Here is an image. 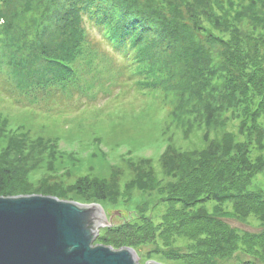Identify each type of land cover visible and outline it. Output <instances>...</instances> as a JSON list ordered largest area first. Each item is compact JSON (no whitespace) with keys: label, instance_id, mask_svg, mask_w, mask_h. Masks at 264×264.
<instances>
[{"label":"trees","instance_id":"1","mask_svg":"<svg viewBox=\"0 0 264 264\" xmlns=\"http://www.w3.org/2000/svg\"><path fill=\"white\" fill-rule=\"evenodd\" d=\"M223 1L0 0L1 91L14 104L25 105L94 99L88 95L94 83L86 76L93 77L95 60L106 54L93 42L89 24L102 45L123 59L119 86L170 92L176 98L175 112L193 100L201 106L205 127L223 109L256 122L264 114V0H243L233 14L221 17ZM6 124L0 120V133ZM17 129L10 131L8 144L54 147L53 141L32 140ZM240 136L225 131L198 154L173 152L170 162H162V177L148 168L127 185L125 194L131 200L136 193L161 197L162 212L150 217L145 207L135 206L137 220L112 221L99 241L138 252L147 243L155 241L156 251V245L170 246L181 237L189 242L185 250L167 252L179 264H222L230 259L233 264H264V190H249L264 158L252 159L255 139ZM260 138L261 130L256 143ZM24 181L19 166L0 161V196L29 194ZM93 184L82 201L104 200L99 191L111 190L101 182ZM208 203L213 204L210 211ZM249 216L258 220L260 231L240 232L228 223Z\"/></svg>","mask_w":264,"mask_h":264},{"label":"rangeland","instance_id":"2","mask_svg":"<svg viewBox=\"0 0 264 264\" xmlns=\"http://www.w3.org/2000/svg\"><path fill=\"white\" fill-rule=\"evenodd\" d=\"M243 2L234 0L231 5V2L224 0L221 3V17L233 14L232 10L238 9L237 6ZM88 28L93 42L100 43L106 54V59L95 60L93 77L86 76L88 81L94 83L88 95H95V100L90 99L83 104L77 101L59 103L54 99L34 105H25V101L14 104V100L2 93L0 76V120L7 123L5 130L0 133V161L10 163L12 167L17 165L24 171V182L30 190L29 194L24 195L51 196L79 204H98L108 223L99 229L98 235H102L104 228L112 227V221L137 220L136 212L133 211L135 206L145 207L147 212L144 214L148 213L150 217L156 215L157 218L158 213L162 212V206L165 207L160 202L163 199L130 191L131 195L136 193L131 200L125 194L126 187L132 185L133 180L139 176L145 175L149 169L162 177V162H170L173 152L174 155L198 154L211 140H219L223 132L229 131L235 135L240 132L244 137L249 134L252 140L255 139L250 148L251 158L255 159L258 155L264 158V139L260 138L259 143H256L260 130L264 136V114L256 122L249 123L245 118H237V111L230 109L225 112L223 109L205 127L201 120V106L195 105L193 100L175 112L176 98L170 92L162 89L139 92L130 85L119 86V70L124 64L121 55L102 45L95 28L89 24ZM125 78L123 76L119 80ZM211 82L215 86L220 83L216 76ZM15 128H18L17 132L27 133L32 140L41 137L53 141L54 147L48 144L43 148L36 144H24L22 148L13 143L10 145L7 142L8 135ZM242 136L240 138L243 140ZM253 181L249 190H264V165ZM10 182L9 179L6 184ZM96 182L111 188L99 191L100 195L105 196L104 200L90 203L82 201V196L90 195L91 187L95 185L92 183ZM54 191L64 196L59 198L53 194ZM205 207L210 211L213 204H205ZM136 222L142 223L139 220ZM228 223L240 232L260 231L258 220L252 216L244 221L229 219ZM154 243H147L138 252L131 248L136 252L139 264L148 261L179 264L170 259L167 252L173 250L181 253L180 250L184 251V247L189 244L179 237L170 246L159 242L155 251ZM93 245L107 246L98 238ZM236 254L237 258L245 257ZM232 257L235 259V256ZM233 263L234 260L230 259L222 264Z\"/></svg>","mask_w":264,"mask_h":264},{"label":"water","instance_id":"3","mask_svg":"<svg viewBox=\"0 0 264 264\" xmlns=\"http://www.w3.org/2000/svg\"><path fill=\"white\" fill-rule=\"evenodd\" d=\"M107 225L98 204L0 196V264H139L129 247L93 245Z\"/></svg>","mask_w":264,"mask_h":264}]
</instances>
